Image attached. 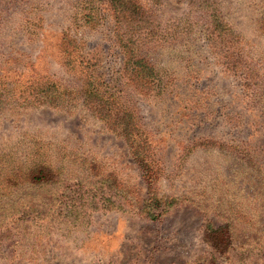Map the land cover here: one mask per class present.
<instances>
[{
  "label": "rangeland",
  "instance_id": "rangeland-1",
  "mask_svg": "<svg viewBox=\"0 0 264 264\" xmlns=\"http://www.w3.org/2000/svg\"><path fill=\"white\" fill-rule=\"evenodd\" d=\"M50 78L71 109L29 101ZM91 81L148 138L152 180L82 101ZM35 154L60 174H0V264H264V0H0V168ZM153 195L173 200L150 218Z\"/></svg>",
  "mask_w": 264,
  "mask_h": 264
},
{
  "label": "trees",
  "instance_id": "trees-1",
  "mask_svg": "<svg viewBox=\"0 0 264 264\" xmlns=\"http://www.w3.org/2000/svg\"><path fill=\"white\" fill-rule=\"evenodd\" d=\"M132 52L133 50L122 51V69L129 72H135L136 70V74L144 75V72L147 71V65L149 66L147 59L139 55L138 52ZM80 64L83 65L82 74L84 75L87 71V62L84 64V60H81ZM97 77L100 78L99 76ZM30 85L33 86L29 89V94L31 95V99L29 101H37L42 105L61 109H71V107L76 103V101H74L75 96L70 92L67 93L68 89L66 86L62 87L61 84L57 83L52 78L43 79L40 83L33 82ZM78 85L80 86L82 93L81 95L79 90V94L82 96V101L87 103L95 116L103 121L109 129L124 139L134 159L143 169V180L147 179V182L152 180L155 173L147 167V163H149V140L146 135L135 129L130 118L129 109L124 106V103H122L120 99L107 96L105 92H103V94L100 93L99 90L94 87L92 81L88 83L87 89H85V83L83 82ZM103 85L105 88L107 83L103 82ZM59 169V164L46 161L42 154H35L32 159L22 162V164L12 165L10 167H1L0 174L5 176L8 183L7 188L10 187V181H12V184L17 185L16 182L21 180H23L25 184L30 182L37 186H50L51 182L58 178V175L60 174ZM148 185L150 186V183H148ZM163 197L166 199L168 198L167 196L158 197V195L148 197L151 202L147 205V217L155 218L161 216L167 210L166 205L168 206L171 204L173 200L172 198L165 200L159 211H155V209L152 210L150 208L151 204L159 205ZM145 204L142 205L143 209L146 208ZM24 207H26V205H24ZM221 233L222 230L220 227L207 225L204 231V238L208 242L213 244L215 242L216 244V242H220L218 240Z\"/></svg>",
  "mask_w": 264,
  "mask_h": 264
}]
</instances>
